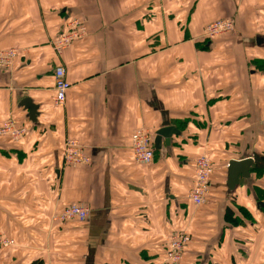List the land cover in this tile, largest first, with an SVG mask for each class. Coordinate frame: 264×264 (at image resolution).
<instances>
[{
    "label": "crops",
    "instance_id": "obj_1",
    "mask_svg": "<svg viewBox=\"0 0 264 264\" xmlns=\"http://www.w3.org/2000/svg\"><path fill=\"white\" fill-rule=\"evenodd\" d=\"M87 34L57 55L68 19ZM234 21L208 41L206 25ZM0 230L15 241L0 264H165L167 244L190 237L182 264H264V0H0ZM70 84L54 105L53 71ZM36 107L34 120L28 106ZM175 128L169 143L155 133ZM152 133L153 162H133L131 136ZM76 140L90 164L65 167ZM213 163L202 206L189 200L196 160ZM250 178L227 189L232 160ZM85 222L58 223L70 205Z\"/></svg>",
    "mask_w": 264,
    "mask_h": 264
},
{
    "label": "built area",
    "instance_id": "obj_2",
    "mask_svg": "<svg viewBox=\"0 0 264 264\" xmlns=\"http://www.w3.org/2000/svg\"><path fill=\"white\" fill-rule=\"evenodd\" d=\"M234 30V21L231 19L216 20L204 28V38L211 41ZM87 34L85 23L78 18L68 19L58 38L53 42V50L57 55L62 54L74 42L81 40ZM17 53L15 50L0 51V68H8L12 65ZM54 79V105L63 107L66 101L70 84L66 79L64 67H56L53 71ZM26 134V129L16 124L13 119H7L0 125V138H8L12 141L21 140ZM131 154L135 164L147 166L153 162L152 133L146 129H138L131 136ZM62 162L65 167H79L90 164L88 155L80 144L73 139L64 141L62 149ZM214 166L206 155L199 157L195 162V177L189 200L195 207L202 206L210 192L211 177ZM90 216V208L82 205H70L61 213L53 217L58 223L73 221L85 222ZM190 237L185 233L174 235L167 244L165 264H182V257L186 246L190 243ZM15 245V241L8 238L0 230V250Z\"/></svg>",
    "mask_w": 264,
    "mask_h": 264
},
{
    "label": "water",
    "instance_id": "obj_3",
    "mask_svg": "<svg viewBox=\"0 0 264 264\" xmlns=\"http://www.w3.org/2000/svg\"><path fill=\"white\" fill-rule=\"evenodd\" d=\"M36 107L28 106L29 118L34 120L36 114ZM175 128L161 129L155 133L154 144L160 145L162 139L165 144L169 143L170 136L174 133ZM253 165L252 158H245L241 160H232L228 165L227 189L231 192L239 185L240 179L250 178V168Z\"/></svg>",
    "mask_w": 264,
    "mask_h": 264
},
{
    "label": "trees",
    "instance_id": "obj_4",
    "mask_svg": "<svg viewBox=\"0 0 264 264\" xmlns=\"http://www.w3.org/2000/svg\"><path fill=\"white\" fill-rule=\"evenodd\" d=\"M264 170V156L256 155L253 165V171L256 173L262 172ZM32 264H44L41 260H36Z\"/></svg>",
    "mask_w": 264,
    "mask_h": 264
},
{
    "label": "rangeland",
    "instance_id": "obj_5",
    "mask_svg": "<svg viewBox=\"0 0 264 264\" xmlns=\"http://www.w3.org/2000/svg\"><path fill=\"white\" fill-rule=\"evenodd\" d=\"M0 251H2V250H0Z\"/></svg>",
    "mask_w": 264,
    "mask_h": 264
}]
</instances>
